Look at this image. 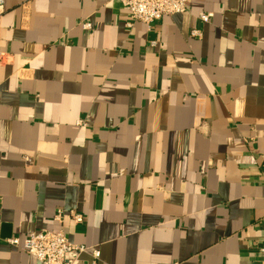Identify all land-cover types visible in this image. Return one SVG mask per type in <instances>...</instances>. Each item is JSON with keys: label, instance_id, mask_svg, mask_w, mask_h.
Returning <instances> with one entry per match:
<instances>
[{"label": "crops", "instance_id": "1", "mask_svg": "<svg viewBox=\"0 0 264 264\" xmlns=\"http://www.w3.org/2000/svg\"><path fill=\"white\" fill-rule=\"evenodd\" d=\"M2 1L0 264H40L5 227L63 230L75 264H264V0L151 31L118 0Z\"/></svg>", "mask_w": 264, "mask_h": 264}, {"label": "built area", "instance_id": "2", "mask_svg": "<svg viewBox=\"0 0 264 264\" xmlns=\"http://www.w3.org/2000/svg\"><path fill=\"white\" fill-rule=\"evenodd\" d=\"M123 8L129 13L130 21L127 27L131 28L134 23L141 22L145 24L149 31L152 27L165 16H175L187 12L188 4L191 0H118ZM4 12V2L0 1V14ZM214 15L212 13H199L197 20L201 24H209ZM85 32L93 29V23L90 21L81 22ZM191 35L195 38H201L202 32L199 29H193ZM156 46L155 42L151 43ZM79 121L77 126H83ZM65 212L58 210L55 216L56 222L64 224ZM69 215L76 224L83 222V215L70 211ZM6 243L14 248H18L34 257L40 264H75L78 257L86 253L89 249L85 246L71 243L63 230L58 232L35 231L26 239L20 240L13 237L6 240ZM264 253V250H262ZM93 264L100 259V251L92 250Z\"/></svg>", "mask_w": 264, "mask_h": 264}, {"label": "water", "instance_id": "3", "mask_svg": "<svg viewBox=\"0 0 264 264\" xmlns=\"http://www.w3.org/2000/svg\"><path fill=\"white\" fill-rule=\"evenodd\" d=\"M5 233H4V236L5 238H11V232H10V228L9 227H5Z\"/></svg>", "mask_w": 264, "mask_h": 264}]
</instances>
